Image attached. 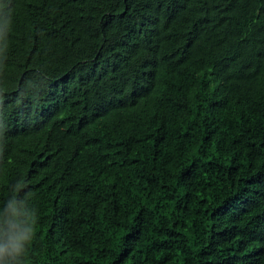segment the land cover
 I'll use <instances>...</instances> for the list:
<instances>
[{"label": "trees", "instance_id": "16d2710c", "mask_svg": "<svg viewBox=\"0 0 264 264\" xmlns=\"http://www.w3.org/2000/svg\"><path fill=\"white\" fill-rule=\"evenodd\" d=\"M0 20V236L30 229L10 264H264V0Z\"/></svg>", "mask_w": 264, "mask_h": 264}, {"label": "clouds", "instance_id": "9594fccd", "mask_svg": "<svg viewBox=\"0 0 264 264\" xmlns=\"http://www.w3.org/2000/svg\"><path fill=\"white\" fill-rule=\"evenodd\" d=\"M3 20H0V41L4 42L7 39L9 31L5 29ZM39 137L36 135V144L37 147H42L45 149V153L49 154L51 152L65 150L61 144L58 143H47L48 146L45 148L39 144ZM46 141H49L48 135L44 137ZM61 147L62 149H59ZM40 152V151H39ZM7 212L11 215H16L18 213L17 204L15 202H10L7 206ZM30 229L27 227H20L13 225L5 234L0 236V264H10V261L7 257L12 255H19L22 253L25 247V242L29 238Z\"/></svg>", "mask_w": 264, "mask_h": 264}]
</instances>
